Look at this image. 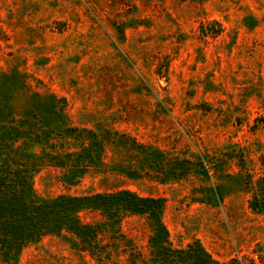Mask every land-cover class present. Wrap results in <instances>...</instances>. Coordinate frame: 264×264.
Listing matches in <instances>:
<instances>
[{
    "label": "rangeland",
    "instance_id": "obj_1",
    "mask_svg": "<svg viewBox=\"0 0 264 264\" xmlns=\"http://www.w3.org/2000/svg\"><path fill=\"white\" fill-rule=\"evenodd\" d=\"M27 116L65 134L67 148L71 126L111 128L195 161L187 177L156 174L136 149L111 143L104 164L74 182L38 166L40 196L164 197L175 246L200 240L218 264H264V213L249 207L247 179L264 176V0H0V121ZM120 231L112 261L126 264L127 239L147 255L146 216L124 218ZM0 264L97 262L62 234Z\"/></svg>",
    "mask_w": 264,
    "mask_h": 264
},
{
    "label": "trees",
    "instance_id": "obj_2",
    "mask_svg": "<svg viewBox=\"0 0 264 264\" xmlns=\"http://www.w3.org/2000/svg\"><path fill=\"white\" fill-rule=\"evenodd\" d=\"M75 148L66 147V135L42 127L31 116L0 121V258L6 263L18 260L25 247L47 235L69 234L97 264L112 261L111 247L125 237L120 231L122 220L132 215L146 216L152 232L148 253L144 255L126 240V264H218L200 240L175 246L163 220L165 198L144 196L130 189L90 194L40 196L34 187V171L43 164L62 168L66 180L74 182L90 167L104 164L109 144L126 143L149 159L156 174L169 172L184 178L193 172L190 158L155 153L127 132L111 128L71 126ZM249 207L264 213V176L253 181ZM83 212L97 213L100 218L85 221ZM102 238H107L103 242Z\"/></svg>",
    "mask_w": 264,
    "mask_h": 264
}]
</instances>
